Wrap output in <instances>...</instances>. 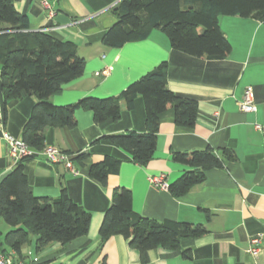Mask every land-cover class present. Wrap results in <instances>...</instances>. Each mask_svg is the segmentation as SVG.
Wrapping results in <instances>:
<instances>
[{
    "label": "crops",
    "instance_id": "obj_1",
    "mask_svg": "<svg viewBox=\"0 0 264 264\" xmlns=\"http://www.w3.org/2000/svg\"><path fill=\"white\" fill-rule=\"evenodd\" d=\"M118 1L14 0L16 10L28 17L31 31L73 41L85 60L82 75L64 84L48 101L66 105L87 96H115L166 61L167 87L175 95L197 102L194 126L175 125L172 111L163 112L155 152L146 165L133 162L109 141L98 140L103 135L145 131L141 96L134 99L131 109L122 103L117 120L95 123L91 111L79 109L75 127L46 128L44 145L57 147L70 159L85 154L84 166L77 167L73 161L78 170L73 174L63 163H50L40 150H33L35 154L23 160L28 184L34 196L50 198L58 197L64 186L68 197L90 214L89 230L65 245L50 242L40 250L35 249L32 236L16 253L18 258L25 264H140L139 253L123 236L113 235L102 242L98 235L113 190L124 187L131 191L132 209L137 214L157 221L202 224L206 229L199 237L182 239L178 250L150 249L147 264H264V133L253 127V123L264 124V23L253 17L220 15L219 27L230 44L222 59L198 58L175 50L157 29L145 39L109 47L101 38L116 21L111 8ZM104 68L108 69L106 75H95ZM247 86L253 89L257 107L252 113L238 107ZM35 102V95L22 93L4 104L0 78V180L15 166L2 134L21 138ZM206 147L232 150L235 159L222 168L206 170L201 184L178 197L148 181L149 176L164 175L170 184L188 169L172 160V151ZM105 156L119 160L120 165L101 185L89 177L88 167ZM8 229L0 220V252ZM257 235H261L259 250L252 255L249 239ZM5 249V253L13 251ZM185 250L189 256L183 254Z\"/></svg>",
    "mask_w": 264,
    "mask_h": 264
},
{
    "label": "trees",
    "instance_id": "obj_2",
    "mask_svg": "<svg viewBox=\"0 0 264 264\" xmlns=\"http://www.w3.org/2000/svg\"><path fill=\"white\" fill-rule=\"evenodd\" d=\"M116 21L103 33L101 42L119 47L126 42L142 40L157 29L170 46L191 56L207 59L225 58L230 44L218 24L220 15L253 17L264 23V0H119L112 8ZM85 60L70 40H58L44 31H31L29 19L20 14L14 0H0V78L4 104L22 93L37 97L21 132V139L32 150L44 146V130L48 127L71 129L76 125L75 111L86 110L93 121L117 120L121 104L133 107L137 96L143 98L145 131H126L103 135L104 139L127 153L131 160L146 165L153 157L157 143L160 115L171 110L175 125L193 127L197 102L181 98L167 87V63L163 61L119 94L108 97L87 96L66 105H54L49 97L62 86L82 75ZM85 154L71 158L83 167ZM171 158L188 169L168 184L174 197L183 195L205 180V172L222 168L235 159L226 148L171 152ZM0 180V220L9 226L3 236L5 248L19 254L35 236V249L50 242L62 245L87 234L90 214L74 203L64 186L56 198L36 197L31 191L23 168V160ZM120 161L105 156L88 167V175L101 185L117 173ZM206 232L202 224L157 221L132 209L131 191L124 187L113 190L111 203L103 214L98 235L103 242L113 235L123 236L129 247L139 253L140 264L148 263L147 253L153 248L178 250L182 239ZM189 256V251H183Z\"/></svg>",
    "mask_w": 264,
    "mask_h": 264
},
{
    "label": "built area",
    "instance_id": "obj_3",
    "mask_svg": "<svg viewBox=\"0 0 264 264\" xmlns=\"http://www.w3.org/2000/svg\"><path fill=\"white\" fill-rule=\"evenodd\" d=\"M43 5L49 8L47 1L43 2ZM53 11H49V15H52ZM108 73V69L104 68L102 70L96 71L95 75H106ZM239 110L244 113H252L255 112L257 107L254 100V92L251 86H247L244 90L241 100L238 103ZM253 127L255 130L264 133V124L253 123ZM3 138L8 147V156L13 161L14 164L20 162L24 158H28L33 156L34 151L29 148V146L21 139L16 138L8 134L7 132H3ZM40 154H42L45 159L53 164L63 163L73 174H77L78 170L74 166L70 157L58 149L53 145H44L42 149H40ZM148 181L154 186L162 190L168 189V183L164 177V175L157 176H149ZM261 235H257L251 237L249 239V248L248 251L252 255H256L259 248L258 245L260 243ZM34 261L37 259L34 258ZM0 264H25L18 258L16 252L11 251L10 253L0 252Z\"/></svg>",
    "mask_w": 264,
    "mask_h": 264
},
{
    "label": "rangeland",
    "instance_id": "obj_4",
    "mask_svg": "<svg viewBox=\"0 0 264 264\" xmlns=\"http://www.w3.org/2000/svg\"><path fill=\"white\" fill-rule=\"evenodd\" d=\"M93 97H97V96H93Z\"/></svg>",
    "mask_w": 264,
    "mask_h": 264
}]
</instances>
